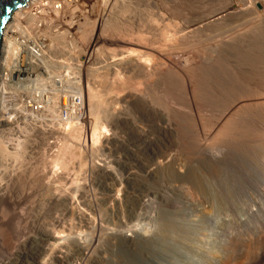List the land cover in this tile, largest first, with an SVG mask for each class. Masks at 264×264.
Segmentation results:
<instances>
[{
	"label": "rangeland",
	"instance_id": "374dc122",
	"mask_svg": "<svg viewBox=\"0 0 264 264\" xmlns=\"http://www.w3.org/2000/svg\"><path fill=\"white\" fill-rule=\"evenodd\" d=\"M42 1L43 2H41V4L45 3L46 0H42ZM74 1H79L78 3L81 4V6L79 7L82 8L81 12L80 10L79 12L83 14H87L89 16V17L87 16L88 21L91 20L90 22L91 23L93 22L92 24L95 28H94V34L91 36L92 37L95 36L97 38L95 37L92 38L91 36H89V38L85 40V44L83 42L84 46L82 45V43L79 44V47H81L80 45H82L81 50L83 51H81L79 47H77L78 45L76 44V48H78V50L80 51L75 49L76 51L73 53V55H72V52L69 53L68 51H63V49H64V44L67 45L68 42L70 43L71 39L77 42L75 40L76 36L74 37L73 32L72 31L70 32L69 30V22H68L70 17L73 18L78 15L77 13H75L76 8H73L71 12L73 15L70 14L71 16L68 15L69 13H65L66 18L63 17L64 15H60L61 17L59 18L58 22L53 12L51 11V9L47 7H44V6L38 7V4L36 3L35 5V2H33L34 4L30 3L29 5L31 6V4H33L35 6L33 5L32 7L29 6L27 9L32 13H37L38 11H40L39 10L40 8L44 7L45 9L44 11L46 12V13L44 12L45 15L47 14L46 16L50 18L51 21L53 20V22L47 20L48 21L47 23H49L50 25L52 24V26L50 27L53 28L54 25L60 26V28L59 26L58 27L54 26V29L55 31H60V32H57V35L61 34L62 38L61 36L59 37L55 35L56 38L59 37V40L58 38L57 39L55 38L56 43H53L55 42V40L54 41L52 40V43L55 47H59L60 45L61 46L63 45L62 51L60 52L57 51V54L55 55L48 53L49 57L54 58V56H56V59L58 58L57 60L62 61L61 65L63 64L68 65L70 63L69 59H67L68 53L69 55H71V57H78V56L81 57L82 56L80 58V61L83 64H78V65L80 66L84 65V66H89L92 68H97L98 69L97 75L94 77H90V76L88 77L86 73L83 72L79 83L77 82L74 85L72 84L73 85L71 86L72 88L70 86H67L68 88L65 87L64 90L62 89L63 91L61 90L62 94L59 92L62 97L57 92V95L58 94L59 95L56 97H59V96L60 97L59 99H56L55 97L53 104H56L58 101L60 102L56 104L55 109H53L54 107L53 105L52 108H50L51 112L46 111L44 114V116H46L47 114H50L51 116L52 112H54L52 115L56 114L57 112V114L53 116L54 118L51 119L49 118V116L48 117L43 116L44 117V120H43L39 115L38 117L36 115V118L38 120L37 122H34L33 120L34 118L32 119L31 117L32 114L29 113L27 108L24 107V111L21 110L22 116L21 118L18 119L17 128L15 129V131L10 132L9 135L3 134V140H5L4 142L6 143L10 142V141H6L8 137V140H11V139H13V141L17 140L18 141L17 144L19 143V145L21 146L23 145V146L22 147L20 146L22 149H20L19 145H17L19 148L16 146V148H18V151H17L18 156L21 154L19 156L20 158L18 157V159H16V157H13V155H9V154L5 155L4 153L1 157L2 159L0 162V166H1L0 167V183H1L0 185L2 187L3 186L7 187V190L9 191L5 193L7 197H10L12 195L14 197L12 196L13 197V198L11 197L12 199L3 198L5 201H7V204L5 203L3 199L1 200L4 201V203L0 200V203H1L0 204V212H1L0 218L1 217L4 218V219L1 218L4 222L0 220L1 221L0 226L2 227V228L0 227V232H1L0 242L3 241L2 243H0V245L5 246V249H6L5 250L4 248L0 246L1 247L0 250L2 249L5 250L7 254L9 253L8 255L12 254L13 257H12L11 263H13L14 261L16 262L20 261L19 264H36V262H34L35 261V257H34L35 255L33 254L34 248H31L29 245H27L24 248L27 251V252L25 250L22 251L24 259H20L16 257L17 249H14V248H16L17 245L18 246L20 245L19 242L20 243L23 242L22 238L25 240L27 239L26 237H31V238L37 237V234L34 233L33 230L29 227L31 224V221L29 220L30 218H28L30 217L29 210H31V208L29 209L28 205L30 204L32 205V196H34L33 193L35 194L34 189L37 186V183H36L37 180L43 179L45 177L49 179L47 181L48 183L45 182L47 180L46 178L43 179V181L45 180L44 183H47V185L48 184L50 185V186L48 185L49 193H53V195H56L57 197H67V195L69 197L70 195L72 197L71 199H73L74 201L75 199L76 201L79 199L78 200L79 202L77 201V203L80 204L81 202L80 197H82L85 192L86 195H84L83 198L84 199L86 198L85 199L87 200L86 202H90L91 199H92L91 202H93L94 200L93 197L96 194L99 193L98 195H96L98 197L99 195H101L100 189L95 191V188L96 189L99 188L95 186L96 183L106 180L103 174L101 173L103 170H107L111 173L115 170L114 174L117 173L118 175L116 174V176H119L117 178L121 177V179L123 180L125 179L124 177H126V175H124L125 173H123L121 168L118 166V163L116 162L118 161V162H121L122 166L125 164L124 168L128 169L129 167V169H131L130 171L134 173L133 175L135 174L140 175V177L132 178L133 180L131 179L132 181L130 182V184L132 183L133 185L132 187L136 189V191L140 195L149 194L150 196L148 197V199H151V200L149 201L147 205L144 206V208H141V210L137 212V214L138 213L140 214L138 216H135V214H132V213H127L125 211H121L122 212L121 214L120 209H118L114 204H112L108 200L107 201L103 200L102 201L103 203L102 202L100 203L97 202L96 204L92 203V205L95 206V207L93 206L94 215L92 214V217H91V214H90V218L93 219V217H95L94 219L96 220L93 219L94 220L93 221L91 219L92 222L102 223V225L105 226L104 227L105 232L114 231L115 233L120 231V229L122 230V232L127 231L129 228H130L129 230H131V224L135 222V225L136 226L139 225L137 226V228L139 229V231H141V234L139 233L141 236H139L138 234L136 237L141 238L142 240L137 239V241L135 240V243H134V241L131 242L123 238L120 239V237H117L116 235L111 233L116 238L114 239V237L110 235V233L109 234L107 233L108 236H105L107 234L106 233L104 234L103 232L101 233L104 235V236L102 235L103 239H101V242L103 244L101 243L102 246H100L102 247L101 248L102 250L100 251L96 250L94 251L95 253H92L91 258H90L91 261L89 259L91 263L88 261L80 262L81 260L80 258H82V256H81V253L79 252L80 251L79 248H76V247H79V245L82 244L81 243L82 240H83L82 242H85V241L88 242L89 241L88 238L90 237L91 239V237H93L94 235L93 232L91 234V230H93L92 224L91 223L86 224L87 222L85 221L86 222L85 223L84 220L81 217H79L77 214L71 215L72 217L69 214L66 215L64 214L65 212L62 211L60 207H57L51 211L50 218H47V220L45 219L48 226L52 225L50 227L51 229L50 232L51 234L53 233L52 235L54 238H53V241H51L52 244L50 243L51 245L49 244V246H44V247L47 251L51 248L50 249L51 251L49 250L48 252L43 253L42 256L40 255L38 259L40 260L41 258V260L40 261L38 260L39 262L47 261L50 264H60V263L61 264H74V262L75 264H78V263L79 264H99V262L100 264H203V263L209 264V262L210 264H215V263L219 264V262H221L222 264H226L227 262H228L227 264H264V222H263L264 221V209H263L264 198H262L264 196V190H262L264 188L263 187L264 186V166H263L264 165V155H263L264 154V148H263L264 147V137H263L264 136V93H263L264 90H262L264 88V17H263L264 16V13H263L264 12L263 11L264 10V0H257V2L256 0H229V1L228 0L227 1L226 0H164L163 4H164L165 12H166V14L164 13V15H166L165 16L166 26L164 25L165 27L163 28L164 30L163 32L165 36H167L166 37L167 39L171 38L170 36L173 34L174 30H177L184 26H188L191 23L200 21L204 18H208L212 16L213 14H216L220 9L228 6L227 2L231 3L234 10H231V11L229 10V12H231V14L233 15L225 18L221 22L222 24L219 23L218 25H210L207 28H204L198 31L195 34L196 36L192 35L191 37L187 38V40L184 41L185 48H189L188 52L189 50L192 51L194 48V50L192 51V54L194 55V57L195 56L196 58L198 57L197 58L198 60L195 59L196 60L195 61L193 59L192 61L187 62V60H184L183 57L178 58L180 57L178 53L175 55L172 54L171 56L174 55L173 57L178 58L176 59L177 60L176 62V60L173 59L174 60L173 61L171 59L173 57L169 56L172 62L174 63L175 65L174 67L176 69L181 68V66L183 65L181 68L183 71L181 69L176 70L173 67V70L172 71L170 70L172 74H169L171 73L170 71L169 73L166 72L163 78H161L160 81L158 82L159 84H154L153 87L149 88L147 92L143 94V96L145 95L144 97L146 98V100L144 101L148 102L147 103L148 106L144 105V108H139V109L134 108V105L131 100H128V102L126 101L127 103L126 102L125 103H119V102L115 103L113 101L112 96L114 97V95L119 94V92L120 93L126 92L129 96L131 94L130 90L132 89V87L129 88L128 90H125L124 92H121V89L119 88L120 89L119 90L117 87L118 86L117 83L119 82V80L118 82L117 80L115 82L113 81L115 80V77H117V75L116 76L114 75L116 73H114L113 71H109V70L107 71L106 68L108 67L106 68L103 67L106 64L107 66L110 64L109 67H112L114 65V68H116L115 65L117 63L113 61L116 58H120V55H118L119 54L118 53V50H119L118 38L119 37L125 39L126 42L128 43L134 41L135 34H133L132 32V28L130 25L131 21L128 22V20H130V17L132 15V12H131L132 7L130 6L129 3L124 2L126 0H74ZM91 6H94V7L92 8ZM47 9L49 10V12ZM261 10L263 14L261 13ZM12 18L13 17L11 14L8 21L11 22ZM64 21H67L68 23L67 24L66 22L63 23ZM72 22H73V19H72ZM25 27L27 26H23V28ZM67 30L70 32L71 37L70 35H68L69 32L67 33V35L65 34ZM165 30L167 32L172 30L171 31L172 34L171 32H169V34L168 33L166 34ZM160 36H156V38L157 37L160 38ZM17 37H19V35H17ZM137 37L138 36H136L135 38L137 39ZM162 39H164V37ZM57 40L60 41V43ZM49 41L50 40L47 38L44 41L45 45L49 43ZM86 42L88 43V46H91L92 49L94 48V50H98L97 53H95L97 57L94 54L92 55L94 57H90L91 56L90 52L87 54L85 53L86 51L85 45H87ZM55 44L59 46H56ZM191 44L193 46H191ZM130 45L128 44V46ZM181 46L183 47V45ZM188 52H185V53H188ZM199 58H201L202 60ZM65 59H67L68 62H66ZM199 60L201 64L197 62ZM180 61L181 62L183 61L182 65ZM185 61L187 62V66L183 68L184 65H186V63H184ZM72 63H74V60H72ZM175 63H178L179 65ZM188 64L192 65L190 66L191 69L188 67ZM72 67L75 68L76 66H72ZM60 68L61 66L57 68V72L55 71L56 69L54 70V72L58 74L59 72L65 70L64 68L62 69ZM77 68L79 69V67ZM68 70L69 69L65 70V73ZM104 72L106 74H103ZM174 72L176 74L179 73L178 76H176ZM99 80H100V83H99ZM87 81L91 85V87L94 88L93 91L97 89V91L99 92L97 93L98 95L100 94V97L98 98L100 99L102 98L101 100H102L103 107H107L108 111L110 110L109 112L111 114L113 113L114 117H116V115L118 117L121 113L123 114L122 116L124 117H121L122 119L120 118L119 120L120 126L119 125L115 126L114 124L111 123V121L108 122L107 121L108 119L104 118V114L102 113V111L98 112V110L92 109V113L90 115V111H91L90 105H89L90 101L87 100L86 98L88 97L86 96V94L88 93V90H87L88 87L87 85H85L87 84ZM259 82H261V84ZM93 83H95V87L92 86ZM98 83L101 85H99ZM110 83L112 84L115 83L116 85H114L115 87H113L115 90L113 88L111 89L115 92L112 91V94L109 95V93L111 92L109 90L112 85ZM75 85H77L78 87ZM107 86L109 88L108 90L109 93L106 92L108 89ZM116 88L119 91H117ZM127 88L128 87H126V89ZM259 88H262V89H259ZM104 89H106V91ZM66 90H68V92H70L71 90L72 91L67 94ZM63 92H66V93H63ZM78 92H82L83 102H84L83 107H80V108L76 106V104H79V102L81 101V100L79 101L76 98L78 95ZM73 93H76V95H74ZM63 94H66L67 96L64 95L66 96L64 97ZM68 95L69 96L72 95L76 99L73 98L71 101V99L70 100L69 98L67 99ZM79 98L81 99V96ZM64 100L65 101L67 100V102H64ZM148 108L149 110H147ZM63 109L66 111L64 112ZM58 111L60 112V114ZM67 112L69 114L72 113L73 115H76L75 118L79 116V119L77 120V122L80 123L81 121V124L84 123V126L86 127L84 128V126H82V129L84 128L85 130H87V127L89 126L90 118L95 116L97 118L99 117V120L100 121L102 120L101 122L103 124L105 123L104 125L107 127L106 129L108 130L106 131L107 133L104 132L99 135V139H100V140L98 139L99 142H97L96 145H93L94 146L93 148L96 149L95 152L93 150V154L91 153V151L88 152L87 147H84L85 149H83V147H81V144L79 145L78 144L79 142L77 141L78 142L77 143L75 141L74 148L71 149L73 151L71 152H73L76 155L74 157L72 155L71 156L72 159L71 158L68 159L69 161V163L67 162L68 168L66 167L64 171L63 169H60L62 170L60 171L58 168H55L53 166L56 170L55 172L54 168L52 167L53 164L50 166L51 163H48L53 160L52 157H55L56 153H57L56 155H59L58 154L59 149H57L59 148L58 141H57L59 139H56V137L59 138V135H60L59 130H61L60 129L61 121L59 118L58 120L55 117L59 114L58 115L59 117L65 119L64 116L65 114H68ZM163 113L167 115L168 117L166 118L168 119L167 120L168 124L174 125L172 130H169V131L166 130L165 132L164 129L157 128L156 125L159 124V122L157 121L159 120L160 114H163ZM61 114L62 116H60ZM80 116L84 118L80 119ZM228 118H229L228 121L225 120ZM74 120L76 121V119ZM154 122L156 125L154 124ZM213 122H214L215 127L211 125L213 124ZM49 123L51 124V126L54 123L55 126L54 125L53 126H54V129L56 128V130L52 129L53 126L52 127L48 126ZM58 123L60 124V126H58L59 125ZM45 124H47L46 125L47 127H51V128H47ZM177 124L178 126H176ZM34 125L36 126V128ZM37 126H39V128H41L42 126V130L49 129V131H52V130L53 131L52 133L51 132L47 133V131L45 132L43 130L44 132H42L41 134H47V135L40 136V131L42 130L37 128ZM135 126L139 127V130ZM33 130L34 131L36 130L35 133L33 132ZM217 130L218 131L220 130V131L218 132ZM31 132H33L34 134ZM36 132L38 133V135L36 134ZM12 133L14 134L12 135ZM52 134H54V138H52L53 137ZM56 134L57 136H55ZM45 136H47V138ZM9 137L11 138L9 139ZM30 137L33 138V140H31ZM105 137L108 139V142L104 141ZM35 138L38 139V141ZM33 141L34 142L36 141L37 143L36 142L35 143L37 145H35ZM13 143H16V142H13ZM19 149L24 150L23 152L26 155L22 153V151H20ZM30 150L39 151L40 154L39 152H36V151L35 153L33 151H31L30 153ZM53 153H54V156L51 155ZM48 156L51 157V158L50 157L48 158L51 161L50 160L47 161ZM158 158L168 159L167 165H166L168 167L164 166L165 168L162 167L163 169L160 168L157 171L153 170L154 175L151 174L150 176H147L148 178L144 177L147 173L146 171H148V169L152 167L154 160ZM174 161L175 163H173ZM43 163L44 164L46 163L45 164L46 167L44 166ZM171 164L172 165L175 164L176 166L175 167L174 165L171 166ZM13 165L15 167H13ZM102 167L103 169H101ZM170 167L171 168L173 167L174 169L173 168L172 169L174 171ZM47 168L48 169L50 168V169L48 170ZM106 168H111V169L109 170ZM24 169H27V170L24 171ZM90 169L91 170L93 169L94 171L93 170L91 171ZM161 170L163 173L161 172ZM14 172L15 173L17 172V174H14L15 176L10 175L11 173L13 174ZM19 172L21 173L19 174ZM29 172L31 173L30 177H29V174H30ZM35 172H37L38 174L37 173L35 174ZM40 172L42 174V175L40 174L42 177L39 176ZM7 174H9V177ZM3 175L7 177H4ZM32 175L33 177L35 176L34 179H32L33 177L31 178ZM11 176L13 180H11L12 178L10 179ZM19 176L20 177L23 176L21 178L22 180L25 178L24 183L21 179H18ZM36 177H39V179H37ZM93 177L94 179H96L95 181ZM15 178H17L18 180ZM1 179H3L4 181ZM7 179L9 180V182L6 181ZM30 182L32 183V185ZM51 182H53V184ZM9 183H13V184L8 185ZM25 183L28 185L26 186ZM60 184L63 186H61ZM58 185H59V188L57 190L56 188L58 187ZM9 186L12 187L11 190ZM22 186L23 187L25 186V187L23 188ZM28 186L34 187V189L30 187L28 188ZM83 186L84 187L87 186V187L84 188ZM123 186H125V184L120 186L121 189L119 187L118 189L120 191L119 193L117 192L113 193L119 199L122 198L121 191L124 189ZM74 187H75V190L73 189ZM79 187H82V189H80ZM20 188H22V190ZM50 188H53L54 192L58 191V193L54 194V192H52L53 190ZM62 188L65 189V191L62 190ZM71 188L73 189L74 193ZM23 189H25V191H23ZM83 189H87V190L84 191ZM82 190H83V193L81 192ZM16 191H18L19 193ZM22 191L23 193L26 192L25 193L26 195L25 194L23 195V193L21 194ZM94 191L96 194L94 193ZM62 192H64L65 196L63 195ZM59 193H62V194L60 195ZM30 194H32V196ZM71 194L74 196H72ZM22 195L25 197H21ZM29 196L30 198H28ZM24 198L27 200H25ZM260 199L262 200V203ZM19 201L21 202L20 204L22 205L19 204ZM22 201L24 202L22 203ZM28 201H29V204H26L27 205L26 206L25 203H28ZM16 202L21 207H19L18 205L16 206H18L19 208L16 207L14 205ZM257 202H258V205H257ZM23 204L26 207H28L29 210ZM249 204H251V206ZM2 205L3 207H1ZM111 206L113 207L111 208ZM77 207L79 209L81 206L80 207L77 206ZM251 207L252 208L254 207V208L252 209ZM15 208L17 210H15ZM21 208H22L21 210L22 212H23V208H25L26 211L28 210L27 212H25V209H24V212H23L24 214L28 212L29 214L24 215L22 213L24 215L23 216L21 214V211H19V209ZM57 209H58V212H57ZM79 210L82 211V208H80ZM251 210H254V212ZM19 212H20V215L18 216ZM53 212L55 215L54 217H56L57 219L53 218V215H52ZM61 212L63 215L61 214ZM226 212L228 214H226ZM248 212L249 213L251 212V213L247 214ZM117 213H119L120 215ZM61 216H64V217H61ZM230 219L232 221H230ZM26 220H28L30 224L27 223ZM57 220L59 221V223H57L58 222ZM25 224H26V227H24ZM105 224H107V226ZM7 225L9 227H7ZM135 225L132 224L133 229L136 227ZM259 226L262 229L259 228ZM139 227L140 228L143 227V228L140 229ZM27 228H29L28 231H27ZM114 228L116 229L117 232L115 231ZM125 228H128V229H125ZM137 228H135L134 231H138ZM224 229L226 232L224 231ZM9 230H11V232ZM245 232L248 235H246ZM22 233L24 236L19 235ZM221 233L224 234L225 236L222 235ZM31 234L32 235L34 234L33 237ZM130 234L131 233H128L127 235H130ZM239 235H241V237ZM133 236L135 235L133 234L132 236H127V238L128 239L134 238ZM2 237H4L5 240L2 239ZM219 238H222V240ZM145 239H147V241H145ZM226 240L228 243L226 242ZM76 241L77 243L79 242L80 244L79 243L78 245L74 244L76 243ZM6 247L8 248V250L10 249L12 250L13 253L14 252L15 253L14 254L10 253L11 251L10 250L8 251ZM46 247L49 249H47ZM221 253H223L224 255ZM63 254H65L66 256L65 255L63 256ZM214 255H217V256H214ZM44 256H46V258L48 259H46ZM218 259L222 261H219ZM224 260H227V261L223 262Z\"/></svg>",
	"mask_w": 264,
	"mask_h": 264
},
{
	"label": "bare ground",
	"instance_id": "6f19581e",
	"mask_svg": "<svg viewBox=\"0 0 264 264\" xmlns=\"http://www.w3.org/2000/svg\"><path fill=\"white\" fill-rule=\"evenodd\" d=\"M227 1V0H226ZM229 1V0H228ZM33 2H35V5H36V3L38 4V7L40 6H44V7H47V8H49V9H51V11L53 12V14H54V16H55V18L57 19V22L59 21V18L61 17L60 15H64L63 17L64 18H66V16H65V13H69L68 15H70V14H72L71 12H72V10H73V8H76L75 10H76V12L75 13H77L78 15L77 16H75V17H73V18H71L70 17V19L69 20H71V21H69L68 20V22H69V30H70V32L72 31L73 32V36L75 37L76 36V38H75V40L77 41V42H75V41H73L71 38V42L69 43H67V45H65L64 44V49H63V51H68L69 53L70 52H72V55H73V53L76 51L75 49H77L78 50V48H76V44L78 45L77 47H79V44H81L82 43V45L84 46V44H85V40L87 39V38H89V36H91V35H93L94 34V26H93V22L91 23L90 21H88V18H87V14H83V13H80L81 12V7H79V6H81V4L80 3H78L79 1H74V0H46L45 1V3H43V4H41V2H43L42 0H28L26 3H25V5L24 6H21V7H19V8H17V9H15L13 12H12V21L11 22H7L6 24H5V26H4V28H3V30H2V40H1V46H0V162H1V157H2V155H3V153L5 154V155H13V157H16V159H18V157L21 155H19L18 156V153H17V151H18V148L21 146V145H19V143L17 144V140H14L13 141V139H11V140H8V137H7V140L6 141H10L9 143L7 142H4L5 140H3V134H10V132H13V131H15V129L17 128V122H18V119L19 118H21V116H22V113H21V110H23L24 111V107L26 108V101L28 100V99H31L32 101H35L36 99H37V102L38 103H40L39 105H40V108H39V110L37 111V112H29V113H31V114H29V115H31V117H32V119L34 120V122H37V118H36V115H37V117H38V115L44 120V117H48L49 116V118H54L53 116H55L56 114H57V112H56V114H54V115H52L54 112H52V114H51V116H50V114H47L46 116H44V114H45V112L47 111H50L51 112V110H50V108H52V106L54 105V107H53V109H55V107H56V104L58 103V102H60V101H56L57 103L56 104H53L54 103V98L56 97V96H58L63 90H64V88L65 87H67V86H73L74 84H76L77 82L79 83V81H80V78H81V76H82V73L83 72H85L86 73V75L89 77H94V76H96L97 75V68H92V67H89V66H84V65H78V64H83L81 61H80V58L82 57H80V56H78L77 54V56L78 57H71V55H69V53H68V55H67V59H69V61H70V63L67 65H61L62 64V61H59V60H57L56 59V56H54V58L53 57H49L48 56V53L49 54H52V55H55V54H57V51L58 52H60V51H62V46L60 45H57V44H55L56 46H59V47H55L54 45H53V43H56V40H55V38H56V36L55 35H57V32H60V31H55V29H54V26H53V28L52 27H50V26H52V24L50 25L49 23H47L48 21H51L50 20V18H48L46 15H45V9H44V7H42V8H40L39 10L40 11H38L37 13H32V12H30L27 8L30 6L29 4L30 3H33ZM57 2H59V3H57ZM125 3L127 2V3H129L130 4V6L132 7V15H131V17H130V20H128V22L129 21H131L130 22V25H131V28H132V32H133V34H135V37L136 36H138L137 37V39L134 37V43L133 42H130V43H128V42H126V40L125 39H123V38H118V40H119V44H118V48H119V50H118V55H120V58H116V59H114V61L113 62H116L117 64L115 65L116 66V68H114V65L112 66V67H109V65L107 66V64L106 65H104L103 67H108V68H106V70L108 71H113L114 73H116V74H114L115 76L117 75V77H115V80H113L114 82L117 80V82H118V80H119V82L117 83V87H118V89L120 88L121 89V92H124L125 90H128L129 88H131L132 87V89L130 90V92H131V94L128 96V94L126 93H120L119 92V94H115V93H113V94H115L114 95V97L112 96V98H113V101L115 102V103H117V102H119V103H125L126 101L128 102V100H131L132 101V103H133V105H134V108H144V105H147L148 106V102H145L144 100H146V98L143 96V94L144 93H146L147 92V90L149 89V88H151V87H153V85L154 84H159L158 82L160 81V79L161 78H163V76L166 74V72H168L169 73V71L171 70H173V67L175 66L174 65V63L172 62V60L174 59V60H176V59H178V58H181V57H183V59L184 60H187V62L189 61H192L193 59L195 60V59H197L196 58V56L194 57V55L192 54V51L194 50V48H193V50L191 51V50H189V52H188V49L189 48H185V43H184V41L185 40H187V38H189V37H191L192 35H195L198 31H200V30H202V29H204V28H207L208 26H210V25H218L219 23L220 24H222L221 22L225 19V18H227L228 16H232L233 14H231V12H229V10L231 11V10H234L233 9V7H232V5H231V3H229V2H227V4H228V6H226V7H224V8H222V9H220L216 14H213L212 16H210V17H208V18H204V19H202V20H200V21H197V22H194V23H191V24H189L188 26H184V27H181V28H179V29H177V30H174L173 31V34H172V30L171 31H169V32H171V38L170 39H167L166 37L167 36H165V34H164V30H163V28L166 26L165 24H166V22H165V19H166V15H164V13L166 14V12H165V8H164V0H126V1H124ZM256 2H257V0H256ZM95 3H97V2H95ZM94 3V4H95ZM246 3V2H245ZM250 3V2H249ZM263 3V2H262ZM34 4V3H33ZM33 4H31V6L30 7H32V5ZM79 4V5H78ZM35 5H33V6H35ZM82 5H84V4H82ZM95 6V5H94ZM94 6H91L92 8L94 7ZM238 6V5H237ZM245 6V5H244ZM247 8V7H246ZM31 10V9H30ZM48 10V9H47ZM79 10H80V12H79ZM255 10V9H254ZM257 10V9H256ZM264 11V10H263ZM45 12V13H44ZM48 12H49V10H48ZM258 13V12H257ZM256 13V14H257ZM261 13H262V10H261ZM264 13V12H263ZM262 13V14H263ZM73 15V14H72ZM174 15V14H173ZM260 15V14H259ZM71 16V15H70ZM89 17V16H88ZM264 17V16H263ZM170 18V17H169ZM253 18V17H252ZM262 18V17H261ZM55 19V20H56ZM72 19H73V22H72ZM74 19H75V21H74ZM121 19V18H120ZM171 19V18H170ZM257 19V18H256ZM48 20V21H47ZM65 20V19H64ZM255 20V19H254ZM263 20V19H262ZM60 21H61V19H60ZM123 21V20H122ZM125 21V20H124ZM127 21V20H126ZM169 21V20H168ZM167 21V22H168ZM51 22H53V20L51 21ZM50 22V23H51ZM55 22V21H54ZM66 22V24L68 23L67 21H64L63 23H65ZM260 22V21H259ZM56 23V22H55ZM54 23V24H55ZM95 23V22H94ZM256 23V22H255ZM57 24V23H56ZM58 24H60V23H58ZM124 24V23H123ZM27 26V27H25V28H23V26ZM62 25V24H61ZM165 25V26H164ZM59 25H56L55 27H58ZM63 26V25H62ZM249 26V25H248ZM170 27V26H169ZM59 28H60V26H59ZM54 29V30H53ZM62 29V28H61ZM166 29V28H165ZM168 29V28H167ZM175 29V28H174ZM166 31V30H165ZM56 32V33H55ZM69 31L67 30V32H65V34L67 35V33H68ZM70 32H69V34L68 35H70ZM169 32H167L166 31V34L168 33L169 34ZM64 33V32H63ZM72 34V33H71ZM17 35H19V37H17ZM34 35V36H33ZM62 35H64V34H62ZM65 35V36H66ZM161 35V36H160ZM15 36V37H14ZM54 38H53V37ZM57 36H61V34H58ZM156 36H160V38L159 37H157L156 38ZM196 36V35H195ZM59 37H57L58 38V40H59ZM70 37H71V35H70ZM92 37V36H91ZM90 37V38H91ZM93 37H95V36H93ZM92 37V38H93ZM164 37V39H162ZM49 39L50 41H49V43H47L46 45H45V40L46 39ZM56 38V39H57ZM61 38H62V36H61ZM91 38V39H92ZM95 38H97V37H95ZM169 38V37H168ZM90 39V40H91ZM123 39V40H122ZM52 40L54 41L55 40V42H53L52 43ZM57 40V41H58ZM64 40V39H63ZM89 40V39H88ZM195 40V39H194ZM59 43H60V41H58ZM83 42H84V44H83ZM89 42V41H88ZM115 43V44H116ZM27 44H33L34 46H35V48H36V51L34 52V59H32V60H27L25 57L29 54L26 50H24V48H25V46H27ZM69 44V45H68ZM86 44L87 45H85L86 47H85V53L87 54V53H91V56L90 57H94V56H92L93 54L95 55V53H97V51L98 50H94V48L92 49L91 48V46H88V43L86 42ZM128 44L130 45V46H128ZM82 45H80L81 47H82ZM181 45H183V47L181 46ZM187 46V45H186ZM191 46H193L192 44H191ZM190 46V47H191ZM81 47H79V49L81 50L82 48ZM80 50H78V51H80ZM93 50V51H92ZM81 51H83V50H81ZM114 51V50H113ZM191 51V52H190ZM185 52H188V53H185ZM77 53V52H76ZM78 53H80V52H78ZM179 54V56L180 57H178V58H175V57H173L175 54ZM60 54V53H59ZM58 54V55H59ZM99 54V53H98ZM172 54H174L173 56H171ZM60 56V55H59ZM74 56H75V54H74ZM85 56V55H84ZM96 56V55H95ZM116 56V55H115ZM173 57V58H171L170 59V57ZM203 56V55H202ZM97 57V56H96ZM176 57H177V55H176ZM65 58V57H64ZM211 58V57H210ZM67 59H65V61L66 62H68L67 61ZM199 59H201V58H199ZM205 59V58H204ZM204 59H203V61H204ZM72 60H74V63H72ZM173 60V61H174ZM198 60V59H197ZM202 60V59H201ZM31 61H33L34 63H32ZM196 61V60H195ZM63 62H64V60H63ZM65 62V63H66ZM91 62V61H90ZM96 62V61H95ZM176 62H177V60H176ZM183 62V61H182ZM181 61H180V63H181V65L183 64ZM187 62L185 61L184 63H186V65H184V67L183 68H185V66H187ZM197 62H199V64H201V62H200V60L199 61H197ZM211 62V61H210ZM15 64H20V65H26L25 66V69H26V73L29 75V74H33L34 75V77H33V80L32 81H29V83H23L22 85H20V87H21V90H20V92H21V98L23 99V101L21 102V104L20 105H17V108L14 106V105H12V106H8L7 105V99H6V97L8 96V93H9V91H7V89H8V83H7V81H5V80H7L8 78H9V76H10V74H11V72L14 70V65ZM175 64H177V65H179L178 63H175ZM195 65V64H194ZM59 66H61V68L60 69H62V68H64L65 70H67V69H69L66 73H65V70H63V71H61V72H59L58 74L57 73H55L54 72V70L57 72V68H59ZM62 66H64V67H62ZM72 66H76L75 68H73ZM183 66V65H182ZM182 66H181V68H182ZM190 66H192V65H189L188 64V67L190 68ZM199 66V65H198ZM77 67H79V69L77 68ZM82 67V68H81ZM178 67H180V66H178ZM194 67V66H193ZM105 68H103V69H105ZM181 68H177V69H181ZM24 69V70H25ZM78 69V70H77ZM174 69H176L175 67H174ZM176 69V70H177ZM187 69V68H186ZM191 69V68H190ZM195 69V68H194ZM29 70V71H28ZM88 70V71H87ZM182 70V69H181ZM180 70V71H181ZM105 71V70H104ZM170 71V72H171ZM180 71H178V72H180ZM183 71V70H182ZM113 72H112V74H113ZM176 72V71H175ZM174 72V73H175ZM177 72V73H178ZM190 72V71H189ZM103 74H106L105 72L103 73ZM169 74H172V72L171 73H169ZM176 74V73H175ZM179 74V73H178ZM178 74H176V76H178ZM111 75V74H110ZM113 75V76H114ZM193 75V74H192ZM109 76V75H108ZM188 76V75H187ZM198 76V75H197ZM183 77V76H182ZM182 77H180V78H182ZM186 77V76H185ZM194 77V76H193ZM84 78V77H83ZM89 79V78H88ZM188 79V78H187ZM75 80H76V82H75ZM97 80V79H96ZM111 80V79H110ZM83 81V80H82ZM86 82V81H85ZM94 82V81H93ZM97 82V81H96ZM81 83V82H80ZM99 83H100V80H99ZM98 83V84H99ZM187 83V82H186ZM190 83V82H189ZM197 83V82H196ZM260 84H261V82H259ZM73 84V85H72ZM83 84V83H82ZM106 84V83H105ZM110 84H112V83H110ZM164 84V83H163ZM243 84V83H242ZM78 85V84H77ZM77 85H75V86H77ZM85 85H87V87H88V93L86 94V96H88V97H86L87 98V100H89L88 102H89V105H90V109H91V111H90V115H91V113H92V109H95V110H98V112L99 111H102V113L104 114V118L105 119H108L107 121L109 122V121H111V123L112 124H114L115 126L116 125H119V120H120V118L121 117H124V116H122L123 114L121 113L118 117H117V115H116V117H114L113 116V113L111 114L109 111H108V109H107V107H103L102 106V98L100 99V98H98V97H100V94L98 95L97 93H99L98 91H97V89L95 90V91H93V89L94 88H92L91 87V85L88 83V81H87V84H85ZM99 85H101V84H99ZM114 85H116L115 83L114 84H112L111 85V88H110V90H109V88H108V86H107V91H106V89H104L106 92H108V90L109 91H111L110 93H109V95L110 94H112V91L113 90H111L113 87H115ZM190 85V84H189ZM247 85V84H246ZM262 85H263V83H262ZM74 86V87H75ZM80 86V85H79ZM92 86H94L95 87V83H93L92 84ZM185 86V85H184ZM187 86V85H186ZM259 86V85H258ZM69 87V88H70ZM78 87V86H77ZM109 87H110V85H109ZM126 87H128L127 89H126ZM157 87V86H156ZM163 87V86H162ZM262 87V86H261ZM68 88V87H67ZM72 88V87H71ZM173 88V87H172ZM63 89V90H62ZM78 89H80V88H78ZM114 89V88H113ZM117 88H116V90L117 91H119ZM259 89H262V88H259ZM62 90V91H61ZM86 90V89H85ZM84 90V91H85ZM115 90V89H114ZM262 90H264V88L262 89ZM67 91V94L68 93H70V92H68V90H66ZM81 91V90H80ZM97 91V92H96ZM57 92L59 93L58 95H57ZM113 92H115V91H113ZM63 93H66V92H63ZM86 93V92H85ZM117 93V92H116ZM227 93V92H226ZM264 93V92H263ZM62 94V93H61ZM61 94H60V96H61ZM72 94V93H71ZM74 95H76V93H73ZM107 94V93H106ZM225 94V93H224ZM64 95H66V94H63V96ZM230 95V94H229ZM237 95V94H236ZM59 96V97H60ZM67 96V95H66ZM66 96H64V97H66ZM81 96V99L79 98ZM104 96V95H103ZM147 96V95H146ZM59 97H56V99H59ZM62 97V96H61ZM144 97V98H143ZM69 98V100L71 99V101H72V99L73 98H75V97H73L72 95H68V97H67V99ZM80 102H79V104H76V106L77 107H83V95H82V92H78V95H77V97H76ZM75 98V99H76ZM97 98V99H96ZM128 98H130V99H128ZM261 98H263V97H261ZM55 99V100H56ZM66 99V98H65ZM96 99V100H95ZM68 100V101H69ZM112 100V99H111ZM28 101H30V100H28ZM92 101V102H91ZM109 101V100H108ZM64 102H67V100L65 101L64 100ZM104 102V101H103ZM126 102V103H127ZM91 103V104H90ZM113 103V102H112ZM256 103V102H255ZM28 105V104H27ZM72 105V104H71ZM263 105V104H262ZM66 106H67V104H66ZM59 107H60V105H59ZM152 107V106H151ZM64 108V107H63ZM107 110H106V109ZM149 108H150V106H149ZM149 108L147 109V110H149ZM158 108V107H157ZM165 108V107H164ZM16 109V110H15ZM67 109V108H66ZM82 109V108H81ZM137 109V110H138ZM58 110V109H57ZM64 110V109H63ZM78 110V109H77ZM141 110V109H140ZM146 110V109H145ZM146 110V111H147ZM174 110V109H173ZM54 111V110H53ZM66 110H64V112H65ZM59 112V111H58ZM143 112H145V111H143ZM174 112V111H173ZM33 113H35V114H33ZM63 113V112H62ZM68 113V112H67ZM71 113V112H70ZM161 113V112H160ZM225 113V112H224ZM59 114H60V112H59ZM58 114V115H59ZM82 114V113H81ZM234 114H236V113H234ZM23 115H24V113H23ZM57 115V116H58ZM85 115V114H84ZM148 115V114H147ZM177 115V114H176ZM44 116V117H43ZM55 117V118H59L60 119V121H61V126H60V124L58 125V126H60L61 128V130H59L60 131V135H59V138H57L56 137V139H59V140H57L58 141V145H59V148H57V149H59L58 151V154L59 155H56L55 154V157H52V161L50 160V159H48L50 156H48L47 157V161H51V162H48V163H51L50 164V166L52 165V167L54 166L55 168H58L59 170L60 169H63V171H64V169H66V167L68 168V166H67V162L69 163V161H68V159H72V155H73V157L76 155V154H74L73 152H71V151H73V150H71V149H73L74 148V143H75V141L80 145L81 144V147H83V149H85L84 147H87V150H88V152L89 151H91V153L93 154V150H94V152H95V150L96 149H94L93 147V145H96L97 144V142H99L98 141V139H99V135L100 134H102V133H107L106 131L108 130V129H106L107 127L99 120V117L97 118V117H95V116H90V117H92V118H90V121H89V126L87 127V130H85L84 128H86L85 126H84V123L83 124H81V121H80V123L79 122H77V120L79 119V116L77 117V118H75V116L76 115H73L72 113L71 114H65V119H63V118H61V117ZM60 116H62V114L60 115ZM200 116V115H199ZM27 117H28V115H27ZM213 117V116H212ZM215 117V116H214ZM219 117V116H218ZM83 119L84 117H81L80 116V119ZM103 118V119H104ZM166 118H168L167 117V115H165L164 113L163 114H160V116H159V120L157 121V122H159V124H161V125H156L155 124V122H154V124L157 126V128H160V129H164L165 130V132H166V130L167 131H169V130H172V128H173V124H168V119H166ZM188 118V117H187ZM210 118V117H209ZM56 119V120H57ZM58 119V120H59ZM74 119H76V121L74 120ZM122 119V118H121ZM123 119H125V118H123ZM170 119V118H169ZM194 119V118H193ZM175 120V119H174ZM211 120V119H210ZM209 120V121H210ZM224 120V119H223ZM225 120H229V118L228 119H225ZM45 121H47V120H45ZM104 121V120H103ZM106 121V122H107ZM167 121V122H166ZM198 121V120H197ZM50 122V121H49ZM51 122H52V120H51ZM50 122V123H51ZM54 122V121H53ZM207 122V121H206ZM218 122V121H217ZM226 122V121H225ZM23 123V122H22ZM48 123V122H47ZM49 123V125L48 126H51V124ZM55 123V122H54ZM52 124V126L54 125L55 126V124ZM57 123V122H56ZM171 123V122H170ZM173 123V122H172ZM201 123V122H200ZM205 123V122H204ZM221 123V122H220ZM41 124V123H40ZM153 124V125H154ZM229 124V123H228ZM263 124V123H262ZM47 124H45V126H46ZM113 125V126H114ZM135 125V124H134ZM140 125V124H139ZM144 125V124H143ZM147 125V124H146ZM150 125V124H149ZM203 125V124H202ZM210 125V124H209ZM211 125H213L214 126V122H213V124H211ZM35 126V125H34ZM51 126V127H52ZM54 126L52 127V129H54ZM57 126V127H58ZM82 126H84V128L82 129ZM120 126V125H119ZM176 126H178V124L176 125ZM4 127V128H3ZM28 127V126H27ZM47 127V126H46ZM51 127H47V128H51ZM136 128H138V130H139V127H137V126H135ZM146 127V126H145ZM150 127V126H149ZM155 127V126H154ZM215 127V126H214ZM213 127V128H214ZM217 127V126H216ZM221 127V126H220ZM234 127V126H233ZM35 128H36V126H35ZM37 128H39V126H37ZM44 128V127H43ZM46 128V129H47ZM59 128V127H58ZM109 128V127H108ZM115 128V127H114ZM148 128V127H147ZM156 128V129H157ZM218 128V127H217ZM19 129V128H18ZM22 129V128H21ZM40 130H42V126H41V128H39ZM52 129H50V130H52ZM117 129V128H116ZM144 129V128H143ZM228 129V128H227ZM38 130V129H37ZM45 132L47 131V133H52V131H49V129H47V130H45V129H43ZM40 131V136L41 135H47V134H41L42 132H44V131ZM54 130H56V128L54 129ZM118 130V129H117ZM137 130V129H136ZM184 130V129H183ZM198 130V129H197ZM203 130V129H202ZM201 130V131H202ZM18 131V130H17ZM36 131V130H35ZM35 131L33 130V132L35 133ZM59 131H57V132H59ZM142 131H144V130H142ZM158 131H159V129H158ZM175 131V130H174ZM193 131V130H192ZM199 131V130H198ZM218 131V130H217ZM220 131V130H219ZM218 131V132H219ZM33 132H31V133H33ZM160 132H162V131H160ZM178 132V131H177ZM223 132V131H222ZM33 133V134H34ZM38 133H39V131H38ZM38 133L36 132V134L38 135ZM54 133V132H53ZM175 133V132H174ZM14 133H12V135H13ZM17 134H18V132H17ZM32 134V135H33ZM4 135V136H5ZM30 135V134H29ZM31 135V136H32ZM53 135V137L52 138H54V134H52ZM146 135V134H145ZM200 135V134H199ZM55 136H57V134L55 135ZM107 136V135H106ZM258 136V135H257ZM6 137V136H5ZM17 137V136H16ZM35 137H36V135H35ZM38 137V136H37ZM46 138H47V136H45ZM103 137V136H102ZM264 137V136H263ZM11 137H9V139H10ZM24 138V137H23ZM44 138V137H43ZM49 138V137H48ZM6 139V138H5ZM30 139L31 140H33V138H31L30 137ZM36 139V138H35ZM40 139V138H39ZM195 139V138H194ZM30 140V141H31ZM37 141H38V139H36ZM41 140V139H40ZM40 140H39V142H40ZM100 140V139H99ZM43 141H44V139H43ZM74 141V142H73ZM104 141H106V142H108V139L105 137V140ZM263 141V140H262ZM13 142H16V143H13ZM36 142V141H35ZM34 141H33V143H35ZM105 142V143H106ZM192 142V141H191ZM33 143H31V144H33ZM37 143V142H36ZM35 143V145H37ZM101 143V142H100ZM7 144V145H6ZM99 144V143H98ZM17 145H19V147L17 146ZM44 145V144H43ZM107 145V144H106ZM16 146L18 147V148H16ZM23 146V145H22ZM21 146V147H22ZM55 146V145H54ZM56 146H57V144H56ZM76 146V145H75ZM20 147V149H22ZM43 147V146H42ZM45 147V146H44ZM79 147V146H78ZM30 148H32V147H30ZM50 148V147H49ZM77 148V147H76ZM264 148V147H263ZM19 149V150H20ZM35 149V148H34ZM42 149V148H41ZM52 149V148H51ZM37 150V149H36ZM35 150V151H36ZM77 150V149H76ZM20 151H22V153H24L23 151L24 150H20ZM31 151H33V150H30V153H31ZM35 151H33L34 153H35ZM41 151V150H40ZM29 152V151H28ZM27 152V153H28ZM36 152H39V151H36ZM44 152V151H43ZM55 152H57V151H55ZM54 152V153H55ZM7 153V154H6ZM21 153V152H20ZM54 153L53 154H51L52 156H54ZM72 153V154H71ZM78 153V152H77ZM79 153H80V151H79ZM25 154V153H24ZM23 154V155H24ZM39 154H40V152H39ZM95 154V153H94ZM26 155V154H25ZM45 155V154H44ZM264 155V154H263ZM32 156V155H31ZM157 156V155H156ZM160 156V155H159ZM158 156V157H159ZM172 156V155H171ZM179 156V155H178ZM7 157V156H6ZM12 157V156H11ZM162 157V156H161ZM167 157V156H166ZM169 157V156H168ZM215 157V156H214ZM20 158V157H19ZM41 158V157H40ZM51 158V157H50ZM176 158V157H175ZM182 158V157H181ZM14 160V159H13ZM22 160V159H21ZM45 160V159H44ZM167 160L168 159H165V158H158V159H156V160H154V163L152 164V167L151 168H149L148 169V171H146L147 173H146V175L144 176V177H147V176H150L151 174L152 175H154L153 173H154V171L153 170H158V169H160V168H162V167H164V166H166L167 165ZM172 160H174V159H172ZM23 161V160H22ZM32 161V160H31ZM92 161V160H91ZM120 161V160H119ZM131 161V160H130ZM117 163H118V166L121 168V170L123 171V173H125L124 175H126V177H124L125 179L123 180V179H121V177L120 178H117V177H119V176H116V174H114V172H115V170L111 173V172H109V171H107V170H103L101 173L103 174V176L105 177V181L103 180V181H101V182H95L96 183V187H99V188H95V191H97L98 189H100L101 190V195H99V197L98 196H96V195H98V194H96L95 193V191H94V193L96 194L94 197H93V202H91V200H90V202H86L87 200H85L84 198H83V196L84 195H86L85 194V192H84V195L82 196V197H80V200H81V202H80V204H78L77 203V201L79 200H77L76 201V199H75V201L73 200V199H71L72 197L69 195V197H68V195H67V197H57L56 195H53V193H49V187H48V185H47V181L49 180V179H47L46 177V181L45 182H47V183H44V181H43V179H45V178H43V179H39V177H36L37 179H39V180H37L36 178V180H37V186L35 187V189H34V187H30V186H28V188L30 187V188H33L35 191V194L33 193V195L34 196H32V194H30L31 196H32V205L30 204V205H28L29 206V209L31 208V210H29L28 209V207H26L27 205L26 204H29V201H28V203H25V207L30 211V217H28V218H30L29 220L31 221V224L28 222V220H26L27 221V223H29L30 224V228L33 230V232L34 233H36L37 234V237H35V238H31V237H26L27 239H23L22 238V241L23 242H19V246L17 245L18 244V242H17V246H18V248H17V246H16V248H14V249H17V251H16V257L17 258H20V259H24V256H23V252L22 251H24L25 249V247L27 246V245H29L31 248H34L33 249V251H34V257H35V261L34 262H36V264H50L49 262H47V261H42V262H39L40 260H41V258H40V260L38 259L39 258V256L41 255L42 256V254L43 253H46V252H48L50 249L49 248H47V249H49L48 251L45 249V247L44 246H49V244L51 243V241H53V233L51 234V229H50V227L52 226H48V224L46 223V220H47V218H50V216H51V211L54 209V208H57V207H60L61 208V210L62 211H64L65 213L64 214H69L70 216L71 215H75V214H77L79 217H81L83 220H84V222L86 223V224H88V223H91L92 224V227H93V230H91V234H92V232H93V237H91V239H90V237L88 238L89 239V241L87 242V241H85L86 242V244H85V242H82L81 241V243L82 244H80L79 242V247H76V248H79V252L81 253V256H82V258H80L81 260H80V262L81 261H83V262H90L91 261V255H92V253H95L94 251H96V250H98V251H100V250H102L101 248L102 247H100V246H102V242H101V239H103V234H101V233H103L104 232V234L106 233H110V235H112V234H114V235H116L117 237H120V239H126V240H128V241H134V243H135V240L137 241V239H141V238H137L136 236L140 233L141 234V231H139V229L137 228V226H139V225H135V222L134 223H132L133 225H135L136 227L135 228H137L138 229V231H134V229L132 228V224H131V230H129L130 228H129V226H128V228H125V229H128L127 231H124V232H122V230L120 229V231H116V229H115V231L117 232V233H115L114 231V233L113 232H105L104 231V225H102V223H96V222H92L91 221V219L92 218H90V214H91V217H92V214H93V206L94 205H92V203H97V202H102L103 200H105V201H110L112 204H114L118 209H120V212L121 211H125V212H127V213H132V214H135V216H138V215H140L139 213L137 214V212L139 211V210H141V208H144V206L145 205H147L148 203H149V201L151 200V199H148V197L150 196L149 194L148 195H140L137 191H136V189H134L132 186V183L130 184V182L133 180L132 178H134V177H140V175H133L134 173L132 172V171H130L131 169H129V167H128V169H126V168H124L125 167V164L122 166L121 165V162H118V161H116ZM23 163V162H22ZM27 163V162H26ZM31 163V162H30ZM30 163H29V165H30ZM172 163V162H171ZM173 163H175V161L173 162ZM36 164V163H35ZM44 164V163H43ZM46 164V163H45ZM44 164V166L46 167V165ZM170 164V163H169ZM2 165V164H1ZM10 165V164H9ZM40 165V164H39ZM69 165V164H68ZM92 165V164H91ZM174 165V167L176 166L175 164H173ZM172 164H171V166H173ZM100 166V165H99ZM105 166V165H104ZM103 166V167H104ZM110 166V165H109ZM113 166V165H112ZM170 166V165H169ZM178 166V165H177ZM264 166V165H263ZM1 167V166H0ZM13 167H15L14 165H13ZM37 167V166H36ZM53 167V168H54ZM94 167H96V166H94ZM93 167V168H94ZM103 167L101 168V169H103ZM108 167V166H107ZM150 167V166H149ZM166 167H168V166H166ZM10 168V167H9ZM19 168V167H18ZM23 168V167H22ZM44 168V167H43ZM43 168H42V170H43ZM52 168V169H53ZM55 168H54V171L56 172V170H55ZM99 168V167H98ZM131 168V167H130ZM148 168V167H147ZM165 168V167H164ZM171 168V167H170ZM173 168V167H172ZM171 168V169H172ZM4 169V168H3ZM7 169V168H6ZM21 169V168H20ZM33 169V168H32ZM46 169V168H45ZM45 169H44V171H45ZM48 169V168H47ZM50 169V168H49ZM48 169V170H49ZM95 169V168H94ZM106 169H111V168H106ZM145 169V168H144ZM163 169V168H162ZM174 169V168H173ZM172 169V170H173ZM16 170V169H15ZM22 170V169H21ZM25 170H27V169H24V171ZM31 170V169H30ZM37 170V169H36ZM91 170V169H90ZM93 170V169H92ZM91 170V171H92ZM166 170V169H165ZM4 171V170H3ZM53 171V170H52ZM53 171V172H54ZM60 171H62V170H60ZM94 171V170H93ZM112 171V170H111ZM174 171V170H173ZM2 172V171H1ZM11 172V171H10ZM38 172V171H37ZM37 172H35V174L37 173ZM66 172H68V171H66ZM97 172V171H96ZM99 172V171H98ZM142 172H143V170H142ZM161 172H162V170H161ZM184 172V171H183ZM187 172V171H186ZM7 173V172H6ZM5 173V174H6ZM9 173V172H8ZM21 172H19V174H20ZM30 173V172H29ZM45 173V172H44ZM63 173V172H62ZM87 173V172H86ZM163 173V172H162ZM169 173V172H168ZM14 174H17V172L15 173H11L10 175H14ZM23 174V173H22ZM38 174V173H37ZM41 174V172L39 173V176H41L40 175ZM48 174H49V172H48ZM95 174V173H94ZM98 174V173H97ZM140 174H142V173H140ZM184 174V173H183ZM8 175V177H9V174H7ZM24 175V174H23ZM30 175H31V173L29 174V177H30ZM34 175V174H33ZM33 175L31 176V178L33 177ZM66 175V174H65ZM91 175V174H90ZM96 175V174H95ZM118 175V174H117ZM170 175V174H169ZM4 176V175H3ZM12 176L10 177V179L12 178ZM15 176V175H14ZM27 176V175H26ZM37 176V175H36ZM44 176V175H43ZM182 176V175H181ZM4 177H7V176H4ZM3 177V178H4ZM23 177V176H22ZM22 177H20L19 176V178L18 179H21ZM28 177V176H27ZM35 177V176H34ZM34 177L32 178V179H34ZM42 177V176H41ZM48 177V176H47ZM169 177V176H168ZM173 177V176H172ZM180 177V176H179ZM17 178H15V179H17ZM49 178V177H48ZM103 178V177H102ZM148 178V177H147ZM5 179V178H4ZM9 179V178H8ZM6 180V181H8L9 182V180ZM17 179V180H18ZM30 179V178H29ZM31 179V180H32ZM55 179V178H54ZM62 179V178H61ZM85 179V178H84ZM93 179H94V177H93ZM92 179V180H93ZM101 179V178H100ZM132 179V180H131ZM1 180H3V179H1ZM11 180H13V178L11 179ZM10 180V181H11ZM22 180V179H21ZM25 180V178L22 180L23 181V183L25 182L24 181ZM51 180V179H50ZM96 179H94V181H95ZM181 180V179H180ZM4 181V180H3ZM2 181V182H3ZM16 181V180H15ZM28 181V180H27ZM26 181V182H27ZM93 181V182H94ZM99 181V180H98ZM148 181V180H147ZM21 182V181H20ZM19 182V183H20ZM33 182V181H32ZM35 182V181H34ZM59 182V181H58ZM65 182V181H64ZM92 182V183H93ZM4 183V182H3ZM31 183V182H30ZM29 183V184H30ZM35 183V184H36ZM52 184H53V182H51ZM56 183V182H55ZM88 183V182H87ZM1 184V183H0ZM7 184V183H6ZM10 184H13V183H9L8 185H10ZM26 184V183H25ZM34 184V185H35ZM46 184V185H45ZM94 184V183H93ZM125 184V186H123L124 187V189L121 191V193H122V198L121 199H119L118 197H116L113 193L114 192H117V193H119L120 191L118 190L119 189V187L120 186H122V185H124ZM181 184V183H180ZM7 185V186H8ZM28 184H26V186H27ZM31 185H32V183H31ZM61 185V184H60ZM190 185V184H189ZM13 186H15V185H13ZM47 186V187H46ZM50 186V185H49ZM55 186V185H54ZM53 186V187H54ZM61 186H63V185H61ZM85 186V185H84ZM83 186V187H84ZM92 186V185H91ZM94 186V185H93ZM175 186V185H174ZM178 186V185H177ZM186 186H188V185H186ZM186 186H184V187H186ZM10 187V186H9ZM15 187H17V186H15ZM19 187V186H18ZM23 187V186H22ZM25 187V186H24ZM23 187V188H24ZM52 187V186H51ZM57 187V186H56ZM77 187V186H76ZM87 187V186H86ZM86 187H84V188H86ZM192 187V186H191ZM264 187V186H263ZM11 188L12 187H10V190H11ZM58 188H59V185H58V187L56 188L57 190H58ZM61 188V187H60ZM80 189H82V187H79ZM90 188H92V187H90ZM90 188H88V189H90ZM9 189V188H8ZM21 190H22V188H20ZM50 189H52L53 190V188H50ZM72 189V188H71ZM74 190H75V187L73 188ZM73 189H72V191H73ZM120 189H121V187H120ZM174 189V188H173ZM178 189V188H177ZM187 189V188H186ZM192 189V188H191ZM14 190H15V188H14ZM30 190V189H29ZM51 190V191H52ZM62 190H64L65 191V189H63L62 188ZM70 190V189H69ZM78 190V189H77ZM84 191H86L87 189H83ZM83 190L81 191L82 193H83ZM92 190V189H91ZM94 190V189H93ZM170 190V189H169ZM190 190V189H189ZM195 190V189H194ZM262 190H264V188L262 189ZM23 191H25V189H23ZM23 191L21 192V194L23 193ZM31 191V190H30ZM71 191V192H72ZM173 191V190H172ZM261 191V190H260ZM6 192H9L8 190H7V187L6 186H1L0 185V200L1 199H8V198H11L12 196H10V197H7L6 196ZM12 192H13V190H12ZM16 192H18V191H16ZM29 192V191H28ZM52 192H54V190L52 191ZM67 192V191H66ZM80 192V191H79ZM80 192V193H81ZM100 192V191H99ZM143 192V191H142ZM174 192V191H173ZM263 192V191H262ZM19 193V192H18ZM26 192H24L23 193V195L25 194ZM55 193H58V191L57 192H54V194ZM63 193V195H64V192H62ZM62 193H59L60 195L62 194ZM73 193H74V191H73ZM77 193V192H76ZM93 193V194H94ZM141 193V192H140ZM182 193V192H181ZM189 193V192H188ZM16 194V193H15ZM70 194V193H69ZM88 194V193H87ZM263 194V193H262ZM8 195H9V193H8ZM19 195V194H18ZM17 195V196H18ZM21 196V197H25V196ZM26 195V194H25ZM58 195V194H57ZM72 195V194H71ZM79 195V194H78ZM82 195V194H81ZM169 195H170V193H169ZM185 195V194H184ZM20 196V195H19ZM28 196V195H27ZM59 196V195H58ZM65 196V195H64ZM72 196H74V195H72ZM14 197V196H13ZM12 197V198H13ZM78 197V196H77ZM262 197V196H261ZM11 198V199H12ZM27 198V197H26ZM28 198H30V196L28 197ZM74 198V197H73ZM92 198V197H91ZM155 198V197H154ZM251 198V197H250ZM262 198H264V196L262 197ZM3 199V200H4ZM25 199V198H24ZM25 200H27V199H25ZM29 200V199H28ZM88 200V201H89ZM181 200V199H180ZM257 200V199H256ZM255 200V201H256ZM258 200H259V198H258ZM257 200V201H258ZM261 200V199H260ZM2 201V200H1ZM5 201V200H4ZM4 201H2L3 203H4ZM30 201H31V199H30ZM9 202V201H8ZM11 202V201H10ZM24 201H22V203H23ZM79 202V201H78ZM172 202V201H171ZM5 203L7 204V201H5ZM21 202L19 201V204H20ZM31 203V202H30ZM75 203H77V204H75ZM103 203V202H102ZM110 203V204H111ZM252 203V202H251ZM261 203H262V200H261ZM1 204V203H0ZM9 204H11V203H9ZM263 204H264V201H263ZM5 205V204H4ZM15 206L16 205H18L17 204V202L14 204ZM20 205H22V204H20ZM76 205V206H75ZM242 205V204H241ZM246 205V204H245ZM250 206H251V204H249ZM253 205H255V204H253ZM257 205H258V202H257ZM259 205H260V203H259ZM262 205V204H261ZM11 206V205H10ZM14 206V207H15ZM19 206V205H18ZM18 206H16V207H18ZM31 206V207H30ZM77 206H81L80 208H82V211L81 210H79L78 209V207ZM96 206H98V205H96ZM264 206V205H263ZM1 207H3V205L1 206ZM14 207H13V209H14ZM19 207H21V206H19ZM18 207V208H19ZM23 207V206H22ZM95 207V206H94ZM113 206H111V208H112ZM151 207V206H150ZM154 207V206H153ZM241 207V206H240ZM243 207H244V205H243ZM255 207V206H254ZM253 207V208H254ZM10 208V207H9ZM77 210H79V211H81V212H79V211H77ZM97 208V207H96ZM99 208H100V206H99ZM234 208V207H233ZM250 208V207H249ZM252 208V207H251ZM252 208V209H253ZM262 208V207H261ZM8 209V208H7ZM24 209L25 208H23V212H24ZM256 209H257V207H256ZM263 209H264V207H263ZM3 210V209H2ZM15 210H17L16 208H15ZM22 210V208L21 209H19V211H21ZM27 210V211H28ZM98 210V209H97ZM117 210V209H116ZM152 210V209H151ZM213 210V209H212ZM250 210V209H249ZM260 210H262V209H260ZM26 211V209H25V212H27ZM119 211V210H118ZM241 211V210H240ZM251 211H253L254 212V210H251ZM8 212V211H7ZM13 212H14V210H13ZM18 212V211H17ZM22 211H21V214L23 213ZM57 212H58V209H57ZM78 212V213H77ZM99 212V211H98ZM98 212H96V213H98ZM112 212V211H111ZM117 212V211H116ZM145 212V211H144ZM217 212V211H216ZM222 212V211H221ZM247 212V211H246ZM1 213V212H0ZM15 213H16V211H15ZM56 213V212H55ZM60 213V212H59ZM104 213V212H103ZM113 213V212H112ZM141 213V212H140ZM231 213V212H230ZM251 213V212H250ZM249 212L247 213V214H250ZM255 213H256V211H255ZM258 213V212H257ZM3 214V213H2ZM24 214V213H23ZM22 214V215H23ZM27 215L29 214V212L28 213H26ZM26 214H24V215H26ZM61 214H62V212H61ZM105 214V213H104ZM117 214H119V213H117ZM121 214H122V212H121ZM226 214H228L227 212H226ZM263 214V213H262ZM5 215H7V214H5ZM4 215V216H5ZM14 215V214H13ZM20 215V212H19V214H18V216ZM23 215V216H24ZM53 218H55V219H57L56 217H54L55 215H54V212H53ZM63 215V214H62ZM68 215V216H69ZM76 215V216H77ZM94 215V214H93ZM120 215V214H119ZM125 215V214H124ZM123 215V216H124ZM233 215V214H232ZM236 215V214H235ZM2 216V215H1ZM15 216V215H14ZM17 216V215H16ZM23 216H22V218H23ZM115 216V215H114ZM134 216V217H135ZM243 216V215H242ZM241 216V217H242ZM254 216V215H253ZM259 216V215H258ZM61 217H64V216H61ZM72 217V216H71ZM78 217V218H79ZM120 217V216H119ZM127 217V216H126ZM129 217V216H128ZM133 217V216H132ZM131 217V218H132ZM145 217V216H144ZM226 217V216H225ZM234 217V216H233ZM237 217V216H236ZM2 218V217H1ZM0 218V220L1 221H3L2 219H4V218H2L1 219ZM14 218V217H13ZM17 218H19V217H17ZM21 218V217H20ZM21 218V219H22ZM52 218V219H53ZM95 217H93V219H94ZM100 218H102V217H100ZM227 218V217H226ZM226 218H224V219H226ZM15 219V218H14ZM14 219H13V221H14ZM46 219V220H45ZM54 219V220H55ZM63 219V218H62ZM80 219V218H79ZM92 219V220H93ZM11 220V219H10ZM45 220V221H44ZM49 220V219H48ZM73 220V219H72ZM81 220V219H80ZM94 220H96V219H94ZM93 220V221H94ZM100 220V219H99ZM118 220H119V218H118ZM146 220V219H145ZM149 220V219H148ZM175 220V219H174ZM235 220H236V218H235ZM245 220V219H244ZM248 220V219H247ZM0 221V222H1ZM21 221V220H20ZM24 221H25V219H24ZM58 221V220H57ZM78 221V220H77ZM123 221V220H122ZM230 221H232L231 219H230ZM241 221H242V219H241ZM4 222V221H3ZM50 222V221H49ZM52 222V221H51ZM75 222V221H74ZM102 222V221H101ZM137 222H138V220H137ZM144 222V221H143ZM227 222V221H226ZM264 222V221H263ZM26 223V222H25ZM26 223V224H27ZM57 223H59V221L57 222ZM56 223V224H57ZM61 223V222H60ZM63 223V222H62ZM81 223V222H80ZM232 223V222H231ZM11 224V223H10ZM14 224V223H13ZM26 224L24 225V227H26ZM51 224V223H50ZM53 224V223H52ZM85 224V225H86ZM90 224V225H91ZM223 224V223H222ZM229 224V223H228ZM236 224V223H235ZM260 224V223H259ZM106 226H107V224H105ZM17 226V225H16ZM27 226V227H28ZM54 226H56V225H54ZM53 226V227H54ZM76 226V225H75ZM225 226V225H224ZM223 226V227H224ZM1 227V226H0ZM7 227H9L8 225H7ZM69 227V226H68ZM89 227V226H88ZM91 227V228H92ZM117 227V226H116ZM134 227V226H133ZM168 227V226H167ZM170 227V226H169ZM227 227V226H226ZM228 227H229V225H228ZM2 228V227H1ZM58 228V227H57ZM80 228V227H79ZM123 228V227H122ZM140 228V227H139ZM141 228H143V227H141ZM140 228V229H141ZM239 228V227H238ZM259 228H261L260 226H259ZM11 229V228H10ZM53 229V228H52ZM77 229V228H76ZM81 229V228H80ZM163 229H165V228H163ZM236 229V228H235ZM262 229V228H261ZM14 230H15V228H14ZM26 230V229H25ZM29 230V228H27V231ZM89 230V229H88ZM133 230V231H132ZM150 230V229H149ZM234 230V229H233ZM255 230V229H254ZM4 231V230H3ZM10 232H11V230H9ZM17 231H19V230H17ZM60 231V230H59ZM109 231V230H108ZM172 231V230H171ZM224 231H225V229H224ZM230 231V230H229ZM239 231V230H238ZM250 231V230H249ZM21 232V231H20ZM30 232V231H29ZM69 232V231H68ZM67 232V233H68ZM74 232V231H73ZM77 232V231H76ZM147 232V231H146ZM226 232V231H225ZM247 232V231H246ZM245 232V233H246ZM259 232V231H258ZM1 233V232H0ZM57 233H58V231H57ZM60 233V232H59ZM65 233V232H64ZM72 233V232H71ZM112 233V234H111ZM128 233H131L130 235H127ZM145 233V232H144ZM166 233V232H165ZM230 233V232H229ZM237 233V232H236ZM254 233V232H253ZM3 234V233H2ZM6 234V233H5ZM13 234V233H12ZM16 234V233H15ZM18 234V233H17ZM80 234V233H79ZM89 234V233H88ZM87 234V235H88ZM108 234L107 235H105V236H108ZM135 235V236H133L134 238H130V239H128L127 238V236H132V235ZM139 234V236H141ZM222 234V233H221ZM243 234V233H242ZM250 234V233H249ZM4 235V234H3ZM2 235V236H3ZM20 236L21 235H23V233L22 234H19ZM18 235V236H19ZM32 235V234H31ZM30 235V236H31ZM34 235V234H33ZM33 235H32V237H33ZM103 235V236H102ZM109 235V236H110ZM148 235V234H147ZM181 235V234H180ZM222 235H224V234H222ZM237 235V234H236ZM245 235V234H244ZM246 235H248L247 233H246ZM257 235V234H256ZM17 236V235H16ZM24 236V235H23ZM22 236V237H23ZM29 236V235H28ZM83 236V235H82ZM89 236V235H88ZM101 236H102V238H101ZM113 236V235H112ZM182 236V235H181ZM225 236V235H224ZM240 237H241V235H239ZM251 236V235H250ZM74 237H76V236H74ZM74 237H72V238H74ZM114 237V236H113ZM113 237H111V238H113ZM150 237V236H149ZM166 237V236H165ZM223 237V236H222ZM238 237V236H237ZM16 238V237H15ZM68 238V237H67ZM69 238H71V237H69ZM78 238V237H77ZM201 238V237H200ZM228 238V237H227ZM2 239H4V237H2ZM2 239H1V241H2ZM87 239V240H88ZM110 239V238H109ZM114 239H116L115 237H114ZM151 239V238H150ZM149 239V240H150ZM190 239V238H189ZM219 239H221L222 240V238H219ZM225 239H226V237H225ZM237 239V238H236ZM5 240V239H4ZM58 240V239H57ZM68 240V239H67ZM66 240V241H67ZM75 240V239H74ZM73 240V241H74ZM142 240V239H141ZM221 240H220V242H221ZM224 240V239H223ZM232 240V239H231ZM247 240V239H246ZM261 240V239H260ZM20 241V240H19ZM110 241V240H109ZM115 241V240H114ZM140 241V240H139ZM145 241H147V239H145ZM169 241V240H168ZM225 241V240H224ZM223 241V242H224ZM229 241V240H228ZM262 241V240H261ZM3 242V241H2ZM2 242H0V243H2ZM7 242V241H6ZM5 242V243H6ZM38 242V243H37ZM75 242V241H74ZM73 242V243H74ZM112 242V241H111ZM130 242V243H131ZM193 242V241H192ZM192 242H191V244H192ZM226 242H227V240H226ZM225 242V243H226ZM259 242V241H258ZM78 243H77V241H76V243H74V244H77L78 245ZM84 243V244H83ZM102 243V244H101ZM105 243V242H104ZM120 243V242H119ZM133 243V244H134ZM219 243V242H218ZM224 243V244H225ZM228 243V242H227ZM260 243V242H259ZM37 244V245H36ZM39 244V245H38ZM52 244V243H51ZM50 244V245H51ZM65 244H67V243H65ZM108 244V243H107ZM132 244V243H131ZM161 244V243H160ZM217 244V243H216ZM76 245V246H77ZM142 245V244H141ZM176 245V244H175ZM174 245V246H175ZM253 245V244H252ZM251 245V246H252ZM259 245V244H258ZM2 248H4L5 249V246H3V245H0ZM127 246V245H126ZM184 246V245H183ZM223 246H225V245H223ZM231 246V245H230ZM246 246V245H245ZM256 246H257V244H256ZM0 247V248H1ZM120 247V246H119ZM149 247V246H148ZM170 247V246H169ZM188 247V246H187ZM249 247V246H248ZM7 248V247H6ZM29 248V247H28ZM132 248V247H131ZM165 248V247H164ZM219 248V247H218ZM221 248H223V247H221ZM224 248H226V247H224ZM14 249H13V251H14ZM56 249V248H55ZM60 249V248H59ZM63 249V248H62ZM70 249V248H69ZM200 249V248H199ZM244 249H245V247H244ZM6 250V249H5ZM5 250H0V264H19L20 263V261H14L13 263H11L12 262V254L11 255H8L7 254V252H5ZM7 250H8V248H7ZM10 250V249H9ZM8 250V251H9ZM29 250V249H28ZM195 250V249H194ZM218 250V249H217ZM11 252L10 253H13L12 252V250H10ZM26 251V250H25ZM30 251V250H29ZM32 251V250H31ZM32 251V252H33ZM51 251V250H50ZM190 251V250H189ZM196 251V250H195ZM226 251V250H225ZM232 251V250H231ZM27 252V251H26ZM102 252V251H101ZM192 252V251H191ZM221 252V251H220ZM15 253V252H14ZM13 253V254H14ZM195 253V252H194ZM193 253V254H194ZM223 253H225V252H223ZM223 253H221V254H223ZM206 254V253H205ZM217 254V253H216ZM236 254V253H235ZM25 255V254H24ZM30 255V254H29ZM32 255V254H31ZM45 255V254H44ZM65 254H63V256H64ZM80 255V254H79ZM96 255H97V253H96ZM220 255V254H219ZM224 255V254H223ZM222 255V256H223ZM250 255V254H249ZM48 256V255H47ZM66 256V255H65ZM94 256H95V254H94ZM209 256V255H208ZM214 256H217V255H214ZM45 258H46V256H44ZM70 257V256H69ZM101 257V256H100ZM219 257V256H218ZM32 258V257H31ZM59 258V257H58ZM96 258V257H95ZM168 258V257H167ZM201 258V257H200ZM208 258V257H207ZM210 258H212V257H210ZM214 258H216V257H214ZM221 258V257H220ZM237 258V257H236ZM15 259V258H14ZM46 259H48V258H46ZM45 259V260H46ZM89 259H90V261H89ZM94 259V258H93ZM101 259V258H100ZM103 259H105V258H103ZM102 259V260H103ZM223 259H224V257H223ZM246 259V258H245ZM32 260V259H31ZM39 260V261H38ZM44 260V259H43ZM96 260V259H95ZM206 260V259H205ZM219 261H222V260H220V259H218ZM50 261V260H49ZM62 261V260H61ZM76 261V260H75ZM93 261V260H92ZM98 261V260H97ZM193 261V260H192ZM212 261V260H211ZM216 261V260H215ZM215 261H213V262H215ZM225 261H227V260H224L223 262H225ZM246 261V260H245ZM94 262V261H93ZM102 262H104V261H102ZM182 262V261H181ZM187 262V261H186ZM200 262V261H199ZM198 262V263H199ZM206 262V261H205ZM209 262V261H208ZM235 262V261H234ZM233 262V263H234ZM71 263V262H70ZM91 263V262H90ZM197 263V262H196ZM221 262H219V264H220ZM228 263V262H227ZM226 263V264H227ZM61 264V263H60ZM74 264H75V262H74ZM79 264V263H78ZM99 264H100V262H99ZM204 264V263H203ZM206 264V263H205ZM209 264H210V262H209ZM215 264H217V263H215ZM222 264V263H221Z\"/></svg>",
	"mask_w": 264,
	"mask_h": 264
},
{
	"label": "built area",
	"instance_id": "2783aa9c",
	"mask_svg": "<svg viewBox=\"0 0 264 264\" xmlns=\"http://www.w3.org/2000/svg\"><path fill=\"white\" fill-rule=\"evenodd\" d=\"M24 50H26L29 54L25 57L27 60L34 59V52L36 51V48L33 44H27L25 46ZM34 63L33 61H31ZM26 65H20L15 64L14 70L11 72L9 78L5 81L8 83V89L9 91L7 99V105L12 106L14 105L17 108V105H20L23 99L21 98V87L23 83H29V81L33 80L34 75L33 74H27ZM25 69V70H24ZM29 71V70H28ZM30 100V101H28ZM26 101V108L30 112H37L40 108V103L37 102V99L35 101H32L31 99H28ZM28 104V105H27ZM16 110V109H15Z\"/></svg>",
	"mask_w": 264,
	"mask_h": 264
},
{
	"label": "water",
	"instance_id": "95a60500",
	"mask_svg": "<svg viewBox=\"0 0 264 264\" xmlns=\"http://www.w3.org/2000/svg\"><path fill=\"white\" fill-rule=\"evenodd\" d=\"M28 0H0V46L2 40V30L10 18L12 12L24 6Z\"/></svg>",
	"mask_w": 264,
	"mask_h": 264
}]
</instances>
